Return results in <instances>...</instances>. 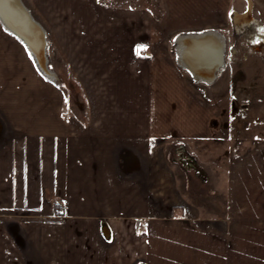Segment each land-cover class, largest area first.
Returning a JSON list of instances; mask_svg holds the SVG:
<instances>
[{"label": "crops", "instance_id": "1", "mask_svg": "<svg viewBox=\"0 0 264 264\" xmlns=\"http://www.w3.org/2000/svg\"><path fill=\"white\" fill-rule=\"evenodd\" d=\"M21 1L68 84L0 20V264H264V139L215 160L216 219L187 206L166 158L203 148L231 102L197 90L169 38L239 34L247 2L162 0L158 20L102 0ZM252 16L264 23V3Z\"/></svg>", "mask_w": 264, "mask_h": 264}, {"label": "rangeland", "instance_id": "2", "mask_svg": "<svg viewBox=\"0 0 264 264\" xmlns=\"http://www.w3.org/2000/svg\"><path fill=\"white\" fill-rule=\"evenodd\" d=\"M102 1L114 9L142 7L151 11L158 20H162L164 13L162 0ZM254 1L264 3V0ZM243 2L246 4L245 0ZM256 19L257 22L247 27L242 35L228 28L222 29L228 43L225 51L226 67L217 73L218 80L212 85L197 81V90L207 92L213 98L231 101L228 106L224 104L225 107L212 120L210 136L203 143V148L189 152L183 150L182 146H174L165 152L167 160L175 167L179 188L181 193L183 191L187 206H196L205 216L213 219L225 213L226 203L220 193L221 176L216 183L215 160L240 156L252 147L253 142L256 144L264 139V23ZM178 36L175 34L168 40L171 55H174L176 61ZM53 57L48 55V67L54 72L57 84L63 86L64 77H60L55 70ZM70 88L66 87L68 90ZM189 157L196 159L200 170L193 167L187 169L178 163V160ZM216 185L219 193L215 191Z\"/></svg>", "mask_w": 264, "mask_h": 264}, {"label": "water", "instance_id": "3", "mask_svg": "<svg viewBox=\"0 0 264 264\" xmlns=\"http://www.w3.org/2000/svg\"><path fill=\"white\" fill-rule=\"evenodd\" d=\"M246 2L247 11L241 18L247 22L253 18L254 2L253 0H246ZM0 20L30 49L38 62L39 69L48 77H55L48 67L46 31L34 20L23 2L0 0ZM183 42L188 64L196 67L201 76L215 80L217 72L224 66L225 41L213 31H207L198 35H186ZM103 234L106 238L110 237L106 226L103 227Z\"/></svg>", "mask_w": 264, "mask_h": 264}, {"label": "bare ground", "instance_id": "4", "mask_svg": "<svg viewBox=\"0 0 264 264\" xmlns=\"http://www.w3.org/2000/svg\"><path fill=\"white\" fill-rule=\"evenodd\" d=\"M242 15V14H241ZM239 21V20H238ZM247 24V23H246ZM250 28V27H249ZM188 35V34H184V35H179L178 36V39H177V47H178V52H177V55H178V62L180 63V65H182L183 68L187 69V70H190L192 72V74L197 78V79H200V80H204L205 82L207 83H212L213 80L212 79H209L205 76H201V74H199V72L197 71V68L194 67V66H190L188 64V62L186 61L185 59V47H184V38L185 36ZM48 56V55H47ZM49 60V59H48ZM226 60V59H225ZM203 75V74H202ZM195 165V164H194Z\"/></svg>", "mask_w": 264, "mask_h": 264}, {"label": "flooded vegetation", "instance_id": "5", "mask_svg": "<svg viewBox=\"0 0 264 264\" xmlns=\"http://www.w3.org/2000/svg\"><path fill=\"white\" fill-rule=\"evenodd\" d=\"M178 163H180L182 166H186L185 168L187 169H191L192 167L197 168V166L191 161L190 157L184 158L183 160H178Z\"/></svg>", "mask_w": 264, "mask_h": 264}, {"label": "built area", "instance_id": "6", "mask_svg": "<svg viewBox=\"0 0 264 264\" xmlns=\"http://www.w3.org/2000/svg\"><path fill=\"white\" fill-rule=\"evenodd\" d=\"M247 27H250V26H249V25H247V26H243L242 29H240V32H238L239 35L244 34V32H245V30L247 29ZM50 79H52V81L57 82V81H56V77H50ZM64 207H65V202L62 201V203L60 204V210H63Z\"/></svg>", "mask_w": 264, "mask_h": 264}]
</instances>
